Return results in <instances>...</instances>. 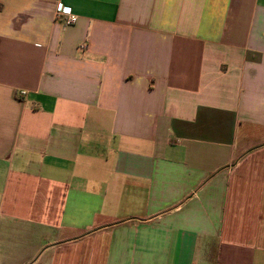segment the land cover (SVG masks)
I'll return each instance as SVG.
<instances>
[{
  "label": "crops",
  "instance_id": "1",
  "mask_svg": "<svg viewBox=\"0 0 264 264\" xmlns=\"http://www.w3.org/2000/svg\"><path fill=\"white\" fill-rule=\"evenodd\" d=\"M0 264H264V0H0Z\"/></svg>",
  "mask_w": 264,
  "mask_h": 264
},
{
  "label": "built area",
  "instance_id": "2",
  "mask_svg": "<svg viewBox=\"0 0 264 264\" xmlns=\"http://www.w3.org/2000/svg\"><path fill=\"white\" fill-rule=\"evenodd\" d=\"M56 18L61 20L66 26H71L77 23L78 17L74 14H65L62 12L56 13ZM26 92H22V95H25Z\"/></svg>",
  "mask_w": 264,
  "mask_h": 264
}]
</instances>
